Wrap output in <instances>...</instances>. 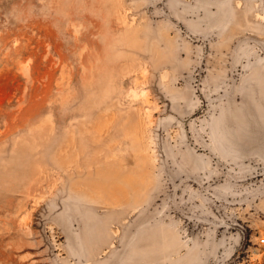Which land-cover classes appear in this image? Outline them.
<instances>
[{"label": "rangeland", "instance_id": "374dc122", "mask_svg": "<svg viewBox=\"0 0 264 264\" xmlns=\"http://www.w3.org/2000/svg\"><path fill=\"white\" fill-rule=\"evenodd\" d=\"M158 1L0 0V264H47L46 251L52 252L56 264H91L85 250L76 256L68 251L67 234L58 225L38 222L42 209L51 205L75 206V215L83 213L78 230L88 247H100L101 257L117 248L126 250L128 232L151 213L176 228L181 240L164 251L153 240L154 249H159L139 264H195L198 246L199 264H216L233 253L229 246L234 232L210 252L206 241L211 227L193 229L171 206L166 170L176 179L194 174L192 165L203 154L187 144L183 125L174 116L184 117L185 111L201 105L192 81L201 46L162 17L169 12L148 10ZM180 1L192 9L190 19L213 13L201 3L192 6L194 0ZM214 1L224 2L227 9L218 12L219 23L231 15L227 43L243 34L264 39L263 4ZM249 56L254 60L256 52ZM260 80L264 88L263 75ZM182 91L186 96H177ZM212 113L205 107L193 120L208 142ZM214 131L222 139L217 122ZM220 150L228 155L221 144ZM203 156L211 170L210 177L202 179L206 182L218 170ZM229 181L219 182L224 183L222 189L246 187ZM259 184L264 186V176ZM204 194L215 217L211 198ZM93 208L103 215L90 221L86 212ZM114 208H122L120 215L105 218L104 213ZM143 208L144 214L133 223ZM225 213L233 212L228 207ZM228 218L257 225L235 264H264V248L255 237L264 234V215ZM159 226L160 222L144 220L131 238L126 258L142 255L147 246L138 243ZM168 236L164 247L173 242L172 234ZM220 236L216 233L214 239ZM195 242L200 244L194 247ZM238 244L239 240L234 247Z\"/></svg>", "mask_w": 264, "mask_h": 264}, {"label": "crops", "instance_id": "0c3cea01", "mask_svg": "<svg viewBox=\"0 0 264 264\" xmlns=\"http://www.w3.org/2000/svg\"><path fill=\"white\" fill-rule=\"evenodd\" d=\"M173 1L174 0H165L164 6L157 5L154 6L152 10L155 11L156 8H162L163 10H161V12H163L164 14L169 12L176 20L181 22L193 36L207 40V55L201 79V90L203 94L206 96V98H209L211 96L220 95L223 92L229 91L231 81V59L236 42L244 37H254L264 44V39L257 35L243 34L237 37L232 43H227V38L225 35H228V33L230 32L229 30L231 29V15L229 21H222L221 23L218 22V12L227 11V9L223 8L224 2L222 1L217 2L214 0H203L204 2H201V0H194L192 6H195V4L197 3H201L208 10H211L213 12L210 15H205L203 11L204 15L202 17L197 16V19H190L187 17V14L193 12L192 9H190V6H184L183 4H181L180 0H176L177 5H173ZM253 1L257 2L258 4L261 3L264 5V0ZM220 3H222L221 7L219 5ZM151 4L152 3H150V5ZM212 4L216 6L215 10L209 9V6H212ZM177 12L179 15L176 14ZM191 43L201 46V54L203 51V46L199 43ZM250 52H256V56L253 57L254 60H251L252 58L250 59ZM234 64L235 75L237 77L235 89L225 99L215 101L206 106L207 109H210V111L213 112L210 116L212 119V121L210 122V141L208 142L207 140H205L198 132V130L193 127V121L190 125H192V131L194 132V136L196 138L195 141H197V143L199 142L200 144H204L209 149H211L232 173H234L235 175H243L250 172L253 169L254 164L260 167H264V88H262L263 83L260 80L262 75L264 76V53L255 43L251 41L242 42L237 47ZM184 91L180 92L177 96H186V92ZM188 100L189 99H184V102H188ZM197 103L200 104V98H197ZM216 122L218 123V127L221 130L222 139L221 137L220 139L216 137L214 131V124ZM216 144H218V146H216ZM220 144L226 149L228 155H222ZM196 164L199 167L197 170L194 168ZM192 173H194L193 175L196 176H200L199 174H202V176L200 177L201 179H207L210 177V164L208 161H206L203 154L199 155L196 158L195 163L192 165ZM259 178L242 183H235L232 181L228 182L229 184H244L246 185V187L242 188L244 190L241 189L240 191H228L226 189V191L222 189L221 186V184L224 183L217 184V188H215V190L229 196L231 194L240 196L244 193H253L264 189V186H260V184L258 185ZM183 194L185 195L184 197ZM209 202L210 199L201 190H199L194 183L187 181L181 184L178 191V204L184 211L196 214H206L210 217H214L213 213L211 211H208L209 209L207 204L209 205ZM73 203L75 205V200H73ZM76 203V205H79L78 201ZM228 207L231 208V211L233 213H225L227 217H232L233 214L244 213V215L247 217L251 216V218L253 219L258 218V215H264V197L255 201L254 206H222L221 208L223 213L224 210H226ZM120 209L122 210V208ZM120 209L114 208V210L111 209V211H106L107 213H104L105 218H117L118 215H120ZM86 213L90 217V221L92 219L94 220V217L100 218L103 215V213H99L95 208L89 209ZM75 214V206L70 208L68 205H66L64 208L58 205H51L42 209V211L38 215L37 220L39 223L50 220L58 225V227H60L67 234V243L69 247L68 251L72 255L76 256L81 255V251L85 250V258L87 259V261H90L91 264H118L119 262H121L122 264H139L140 261L144 258H148L149 260V258L153 256V253L159 249H154L153 240L155 241L157 239L161 244V251L172 248V245H175L174 242H178L179 240H181L176 228L163 221L162 219H156L154 217V213L145 216L141 221H139L140 219L138 220V218H140L144 214L143 208L133 221L134 223L136 220H138L136 223V227L133 229V231L130 230L125 237L128 240L126 250H123V248H117L113 250L108 256L101 257L102 251L100 250V247L96 245L88 247L83 239V234H81V231L78 230L81 226L78 228L77 220L84 221L82 219L83 213L82 215L80 214V212L78 213V215ZM147 219H149V223H153L154 225L155 222H160V226L157 227V229L152 233H146L141 238V242H139L138 244L147 246L142 255L138 257L126 258L133 234L136 232L137 228L141 224H143L144 220ZM106 221L107 219L105 220V223ZM243 221L247 223L250 242V240H252V236L254 235V231L257 230V225L256 222H253V220L252 223H250L248 219H243ZM133 223H131L126 230H129ZM202 228H205V225H200L196 229L202 230ZM106 232L107 231H105V233ZM207 232L210 237H208L206 245L208 246L210 252L216 251L219 246L223 245V243L220 245H218V243L220 241L224 242V238L227 233L234 232V244L232 243L229 246V249L231 251H233V248L238 240L240 241V234L236 230L218 231V229L211 227V229H208ZM216 233L221 234L218 240L214 239ZM169 234H172L171 241L173 242L170 246L168 244L167 247H164V241L170 239V237L168 236ZM263 235L264 234H259L258 236H255L257 237V244L258 238ZM173 236H177L178 240H175ZM198 244L200 243L195 242L193 246L197 247ZM173 250L178 251V248H175ZM196 252L195 264H199L198 256L201 260L202 255V251L199 246L196 249ZM223 252V254H225V249L223 250ZM88 256H90L91 258H88ZM203 256L205 255L203 254ZM225 256L226 255H223V257ZM46 258L47 264H56V258L54 257L52 252L50 253L49 251H46Z\"/></svg>", "mask_w": 264, "mask_h": 264}, {"label": "water", "instance_id": "95a60500", "mask_svg": "<svg viewBox=\"0 0 264 264\" xmlns=\"http://www.w3.org/2000/svg\"><path fill=\"white\" fill-rule=\"evenodd\" d=\"M157 5L164 6L165 0H159L158 2H155V3L153 2L149 6L148 10L150 11V9L152 7L157 6ZM162 17H164L170 23L175 25L178 28V30L187 39H189L192 42L200 43L204 47L203 54H202L201 59H200L199 64H198L196 76L193 77V81L195 82V90L201 98V105H200L199 109H197L196 111H194L192 113H190L189 111H186L184 117H181L178 115H174V116L183 125L184 134L186 137L187 144L193 150L203 153V155H205L211 161V163L216 167V169L218 170V175L215 176L213 179L206 181V182H204L200 177L193 175V174H190V173H186L185 175H182L181 177L176 179L170 173V171L166 170V175L168 177L169 184L171 186V206H172V209L175 212H177L183 219H185L188 224L192 225L193 229L198 228L200 225H205V226L213 227L215 229H225V230H236V231H238L240 233V241H239V244L233 248L232 255L229 256L228 258L224 257L216 263V264H235L241 258L242 254L246 250V247H247L248 242H249V230L243 222H241L239 220L228 218L223 213L221 206L222 205H225V206H244V205L254 206L255 201L264 197V189L260 190V191L253 192V193L245 194L243 196L231 197L229 195L222 194L219 191L213 189L212 185L219 183L224 178H227L228 180L235 182V183H242V182H247V181L262 177V176H264V167H260V166L254 164L253 169L250 172L243 174V175H235L224 165V163L218 158V156L211 149H209L207 146H205L203 144L194 143V141L192 140V137L190 135L188 126H189L190 120L194 116L199 114L202 110H204V108L207 105H209L215 101L225 99L235 89L237 77L235 75L234 59H235V56L237 53V47L242 42L251 41V42L255 43L264 53V44L260 40H258L257 38H254V37H244V38L238 40L235 44V47L233 50V56L231 59V71H230L231 72L230 73L231 81H230L229 91L223 92L220 95H214V96H211L209 98H206V96L201 91L200 82H201L202 70H203V66H204V59H205L206 53H207V40L192 36L182 26V24L179 21H177L176 19H174L171 15H166V16H162ZM187 181L194 183L195 185H197L199 187V189L202 192L206 193L208 196L211 197V199H212L211 206H212L214 212L216 213L215 217H210L206 214H196V213L186 212L178 205L179 188L183 182H187Z\"/></svg>", "mask_w": 264, "mask_h": 264}, {"label": "flooded vegetation", "instance_id": "af4514ba", "mask_svg": "<svg viewBox=\"0 0 264 264\" xmlns=\"http://www.w3.org/2000/svg\"><path fill=\"white\" fill-rule=\"evenodd\" d=\"M175 19V18H174ZM178 21V20H177ZM181 23V22H180ZM182 24V23H181ZM182 26L184 27V25L182 24ZM185 28V27H184ZM186 29V28H185ZM187 30V29H186ZM188 31V30H187ZM189 32V31H188ZM190 33V32H189ZM191 34V33H190ZM192 35V34H191ZM193 36V35H192ZM195 37V36H194ZM189 40V39H188ZM190 41V40H189ZM192 42V41H191ZM196 43V42H195ZM200 44V43H199ZM202 45V44H201ZM203 46V45H202ZM203 50H204V47H203ZM202 54H203V51H202V53H201V55H200V57H199V61H200V59H201V56H202ZM206 55H207V53H206ZM205 59H206V57H205ZM205 59H204V63H205ZM199 61H198V64H199ZM197 69H198V65H197ZM203 69H204V66H203ZM202 72H203V70H202ZM197 73V72H196ZM196 76V75H195ZM201 79H202V76H201ZM193 81V80H192ZM193 83H194V89H195V82L193 81ZM200 87H201V82H200ZM196 91V90H195ZM202 91V90H201ZM198 94V93H197ZM200 103H201V98H200ZM194 112V111H193ZM190 113H192V112H190ZM198 115V114H197ZM196 115V116H197ZM196 116H194L191 120H190V122H189V125L191 124V122L194 120V118L196 117ZM191 135V134H190ZM193 140V139H192ZM194 143H197V141H194ZM217 184L218 183H216V184H214V185H212V188L213 189H215V188H217ZM211 198V197H210ZM211 201H212V199H211ZM222 206H225V205H222ZM221 206V207H222ZM247 248V247H246ZM245 252H246V250H245ZM232 255V254H231ZM242 257V256H241Z\"/></svg>", "mask_w": 264, "mask_h": 264}, {"label": "built area", "instance_id": "2783aa9c", "mask_svg": "<svg viewBox=\"0 0 264 264\" xmlns=\"http://www.w3.org/2000/svg\"><path fill=\"white\" fill-rule=\"evenodd\" d=\"M258 244L264 247V235L258 238Z\"/></svg>", "mask_w": 264, "mask_h": 264}, {"label": "trees", "instance_id": "16d2710c", "mask_svg": "<svg viewBox=\"0 0 264 264\" xmlns=\"http://www.w3.org/2000/svg\"><path fill=\"white\" fill-rule=\"evenodd\" d=\"M231 197H235L234 195H230ZM241 196V195H240Z\"/></svg>", "mask_w": 264, "mask_h": 264}]
</instances>
